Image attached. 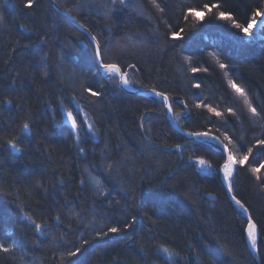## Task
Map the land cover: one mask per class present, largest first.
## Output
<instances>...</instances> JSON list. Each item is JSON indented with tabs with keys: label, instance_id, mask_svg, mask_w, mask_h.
Masks as SVG:
<instances>
[{
	"label": "trees",
	"instance_id": "obj_1",
	"mask_svg": "<svg viewBox=\"0 0 264 264\" xmlns=\"http://www.w3.org/2000/svg\"><path fill=\"white\" fill-rule=\"evenodd\" d=\"M54 1L97 37L105 63L119 64L129 86L169 97L177 127L212 129L221 140L227 132L237 155L253 149L236 167L232 194L257 224L264 264V169L259 179L250 171L264 162V146L256 144L264 140V26L241 45L243 33L215 15L185 20L189 6L204 14L199 5L209 3L221 5L214 13L245 23L264 0H157L159 8L152 0H125L127 7L119 0ZM27 2L0 0V243L17 244L0 250V264H60L62 256L63 264H258L243 231L246 217L226 193L218 171L223 159L210 142L175 131L160 97L128 93L118 77L98 71L93 42L49 0ZM181 29L173 40L171 32ZM229 81L245 89L258 117ZM201 102L223 118L197 109ZM68 110L78 113L79 139L65 123ZM26 121L30 134L22 131ZM198 157L212 165L207 172ZM110 227L121 231L97 236ZM77 247L81 252L67 257Z\"/></svg>",
	"mask_w": 264,
	"mask_h": 264
},
{
	"label": "snow or ice",
	"instance_id": "obj_2",
	"mask_svg": "<svg viewBox=\"0 0 264 264\" xmlns=\"http://www.w3.org/2000/svg\"><path fill=\"white\" fill-rule=\"evenodd\" d=\"M33 0H28L27 2V6H31L32 5ZM116 0H112V3L115 4ZM121 5H124L125 7H127L128 5L126 4L125 0H119ZM152 3L155 7L159 8V4L157 3V0H152ZM221 7V5L219 4H212L211 6L209 5V3H204L202 5H199V8H201L203 10L204 14H201V11H199L197 9V7H192L189 6L187 8V14L185 15V20H187L189 17H192L197 23H199L200 21H203L205 19V15H215L218 19L223 20V21H228L231 23V25L235 28L238 29L240 32L243 33V37H237V42L240 43L241 45L243 44H247V43H251V40H246L245 38L248 37H253L254 38V28L257 25V22L259 21V23L261 24V26H264V8H257L254 11H252V15L250 19H247L245 23H239L237 22V20L229 13H226L224 11H217V12H213V9H219ZM66 12L70 13V9H65ZM72 19H75V17H72ZM81 27H83V25H81ZM87 31V29H86ZM183 32V29H181L179 32L177 31H172L171 32V38L173 40H178L181 39V33ZM89 35H91L89 33ZM91 41L94 44V55L96 57V60L98 62V71L99 70H103V72L105 74H107L108 79H115L116 77H119V82L124 84L125 86L130 84V80L128 78V74L125 71L121 70V67L119 64L117 63H105V50L102 49L101 47V43L100 41L97 39L96 36L91 35ZM212 55L214 56L215 53H212ZM61 61L63 60V57H60ZM134 67V66H132ZM227 66L223 63L220 64V68H226ZM193 72L197 71V69H192ZM229 84L231 85V87L234 89V91L241 97L244 98V102L245 104L248 106V110L251 112L253 117H258L259 113L257 112V109L255 107L252 106L250 100L248 99V94L245 91L244 88L239 87L234 81H229ZM195 87L199 88L200 85L197 84L195 85ZM86 91L88 93H90L93 96H99L100 92H94L92 87H88L86 89ZM153 92V94L157 97H160L162 102L164 103V105L167 108V113L166 114H172L174 116L175 119H179V115L173 113L172 111V104L169 102V97L164 93V92H157L155 88H153L151 90ZM8 103H11V101H8ZM79 107V105H78ZM186 107V106H185ZM195 107L197 109L200 108H207L208 111L212 114H214L217 117H221L223 118V113L220 111H217L216 108L211 107L210 105L204 104L203 102L201 103H197L195 105ZM227 111L229 113H233V109L232 108H228ZM77 114L74 115L73 111L68 110L66 112V116L68 121H70L71 124V128L73 130H75L77 132V139H79V124L77 121ZM209 123H211V120L209 118ZM89 129H92V125L89 124L88 125ZM141 127H143V125H141ZM22 131H26L29 134L31 133V129L29 126V122H24L22 124ZM188 136L190 138H206V140L210 143H208V147L211 149H215L217 151V153L219 154V156L223 159V163L218 165V171L223 173V179L226 183V187L229 193L233 192V185H232V178L234 175V172L236 170V167L239 166H243L245 165L248 161H249V157L252 155L253 149L250 147L247 149L246 152H243L239 155H237V151H234L235 149H237V143L233 140L232 136H229L227 132L224 133V139L221 140L219 136H216L213 134L212 129H209L207 131H195V132H188ZM241 140H243V137L240 138ZM214 142V143H211ZM9 143L12 145V148L17 151L20 152L21 148L17 146V144L14 141H9ZM256 144L259 146H264V140H257ZM242 146V145H241ZM176 148H181V145H175ZM81 152H83L84 150L81 149ZM197 164L200 166H206L208 168H211L212 165L205 160L203 157H198L197 158ZM109 168H111V165H108ZM261 169H264V162L260 163L259 167H252L250 169V171L253 174L257 175V179H259V173L261 171ZM91 180L94 182V186L97 189H100V194L103 195L104 194V189L101 187V183L99 180L96 179V177H91ZM83 182V181H82ZM232 200L235 201V203L237 205L240 206V208L247 213L248 209L245 208V206L241 203L240 200L236 199L235 195H232ZM73 215L79 219V213H73ZM25 216L27 217V219L29 221H32V223L34 224L35 229L41 233V235L44 234L42 225L39 223H35V221L32 220V217L29 216L27 213H25ZM59 216L56 217L57 220H59ZM133 219H135V217H133ZM129 225H125V227H128ZM121 229L118 227H110L108 228L107 232L104 231H100L97 232V236H106L108 233H118L120 232ZM243 231L246 232L248 241L250 242L253 250L257 249V245H258V229H257V224L253 222L251 216L248 217L247 220V227L246 229H244ZM84 244L88 243L87 241H83ZM17 247L16 243H12L10 244L8 247L4 246V243H0V250H2L3 252H8L11 249H15ZM164 252L168 253L169 257L171 258L172 253H170L168 251L167 248L163 249ZM81 252V247H77L75 249V251H68L67 252V257H76L77 253ZM175 255H179V253H176ZM63 260L64 257H61V261L60 264H63ZM69 264H76L75 261H70Z\"/></svg>",
	"mask_w": 264,
	"mask_h": 264
},
{
	"label": "water",
	"instance_id": "obj_3",
	"mask_svg": "<svg viewBox=\"0 0 264 264\" xmlns=\"http://www.w3.org/2000/svg\"><path fill=\"white\" fill-rule=\"evenodd\" d=\"M49 1H50V3L52 4L53 8H54L57 12H59L61 15H63L65 18H67V19H68V20H69V21H70L75 27H77V28H79L80 30H82V31H83V32L89 37V39L91 40V35H93V34H92V33H91V32H90L85 26L81 27L82 24H80L76 19H72L73 16H72L71 14L69 15L68 12H66L63 8L59 7V6L55 3L54 0H49ZM86 29H87V31H86ZM89 33H90L91 35H89ZM97 64H98V62H97ZM121 70H122V69H121ZM101 72L104 73L103 70H101ZM118 78H119V77H118ZM119 85H120V87H121L124 91H126V92H128V93H131V94L154 95L153 92L151 91L152 89H145V88H143V89H135V88L130 87L129 85L125 86L124 84H122V83H120V82H119ZM157 92H159V91H157ZM154 96H155V95H154ZM156 97H157V96H156ZM164 108H165V114H166V113H167V108H166L165 105H164ZM166 117H167V119H168L170 125L172 126V128H173L175 131H177L179 134H181L182 136H184V137H186V138H190V137L188 136V132H190V131H185V130H182L181 128L177 127L176 124H174V123H173V120L171 119V114H166ZM65 123H66L69 127H71L70 121H68L67 116H65ZM191 139L201 140V139H206V138H191ZM202 172H204V173L207 172V168H206L205 166H202ZM221 177H222V183H223V185H224V187H225V190H226V193H227L229 199H230L235 205H237V204L235 203V201L232 200V195H233V194H232V193H229L228 190H227L226 183H225V181H224V179H223V173H222V172H221ZM205 196H206L208 199H211V200H215V199H216V196L213 195V194H210V193L206 194ZM236 199H237V198H236ZM237 206L240 208L239 205H237ZM245 208H246V207H245ZM240 209H241V208H240ZM241 211L243 212L244 216L246 217V220H248V217L250 216L249 212L245 213L242 209H241ZM253 222H254V221H253ZM246 227H247V225H246ZM245 238H246L247 246H248L249 250L251 251L252 255L254 256L256 262H257L258 264H262V263L259 261V258H258V256H257L256 250H253V248H252L250 242L248 241V238H247L246 232H245Z\"/></svg>",
	"mask_w": 264,
	"mask_h": 264
},
{
	"label": "bare ground",
	"instance_id": "obj_4",
	"mask_svg": "<svg viewBox=\"0 0 264 264\" xmlns=\"http://www.w3.org/2000/svg\"><path fill=\"white\" fill-rule=\"evenodd\" d=\"M79 114H80V118H81L82 123L85 125V128H86L88 131L92 132V131H93V127H92L91 130H90L89 127H88L89 124L92 125V122H91L89 116H88L86 113H84L83 111H79ZM65 116H66V113L64 114V119H65ZM84 116L87 117V119H88V121H89L88 124H87V122L85 121ZM76 142H77V143H80V141H76Z\"/></svg>",
	"mask_w": 264,
	"mask_h": 264
},
{
	"label": "rangeland",
	"instance_id": "obj_5",
	"mask_svg": "<svg viewBox=\"0 0 264 264\" xmlns=\"http://www.w3.org/2000/svg\"><path fill=\"white\" fill-rule=\"evenodd\" d=\"M134 10L136 11V12H138V9L136 8V7H134ZM262 19H264V18H262ZM260 23H259V21L257 22V25H256V27L254 28V38L255 37H258V36H260L259 34H258V30H259V27H260ZM253 37H248L247 39L248 40H250V39H254ZM130 45H132V43L130 44ZM118 84H119V78H118ZM131 87V86H130ZM84 118H85V121L87 122V124H88V119H87V117L86 116H84Z\"/></svg>",
	"mask_w": 264,
	"mask_h": 264
}]
</instances>
